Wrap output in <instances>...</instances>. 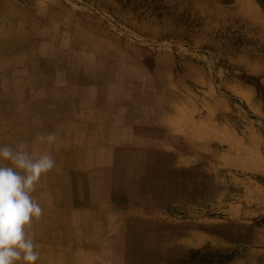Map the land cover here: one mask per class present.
<instances>
[{"label": "rangeland", "instance_id": "1", "mask_svg": "<svg viewBox=\"0 0 264 264\" xmlns=\"http://www.w3.org/2000/svg\"><path fill=\"white\" fill-rule=\"evenodd\" d=\"M56 5L70 24L101 31V52H85L86 68L103 77L113 59L182 107L176 131L148 124L127 156L140 167L127 171L129 182L142 184L115 203L131 216V249L116 259L264 264V0H0L1 87L11 82L3 70L18 45L14 27ZM112 36L131 45V57L105 52ZM6 90L0 132L14 103Z\"/></svg>", "mask_w": 264, "mask_h": 264}, {"label": "crops", "instance_id": "2", "mask_svg": "<svg viewBox=\"0 0 264 264\" xmlns=\"http://www.w3.org/2000/svg\"><path fill=\"white\" fill-rule=\"evenodd\" d=\"M66 16L56 5L14 27L18 45L7 52L3 70L11 82L0 86L14 91V103L0 145L25 141L34 156L50 150L56 160L32 194L43 208L30 230L36 264H127L113 252L131 249L125 239L131 216L115 203L142 184L129 182L127 171L140 167L127 156L148 124L173 127L182 107L164 101L157 85L134 83L132 67H115L113 59L103 77L99 67L86 68L85 52H101V31L91 34L89 23L73 25ZM112 42L105 52L114 58L132 55L129 43L114 36ZM38 132H55L57 141L49 149L35 139Z\"/></svg>", "mask_w": 264, "mask_h": 264}, {"label": "clouds", "instance_id": "3", "mask_svg": "<svg viewBox=\"0 0 264 264\" xmlns=\"http://www.w3.org/2000/svg\"><path fill=\"white\" fill-rule=\"evenodd\" d=\"M37 141L50 149L57 141L55 132H38ZM28 142L0 145V264H36L38 244L31 229L43 215L33 198L41 176L55 165L50 150L38 157Z\"/></svg>", "mask_w": 264, "mask_h": 264}, {"label": "bare ground", "instance_id": "4", "mask_svg": "<svg viewBox=\"0 0 264 264\" xmlns=\"http://www.w3.org/2000/svg\"><path fill=\"white\" fill-rule=\"evenodd\" d=\"M152 82V81H151ZM90 145V144H89ZM132 176V175H131ZM117 183V182H116ZM127 183V182H126ZM60 191V190H59ZM184 193V192H183ZM68 204V203H67Z\"/></svg>", "mask_w": 264, "mask_h": 264}]
</instances>
